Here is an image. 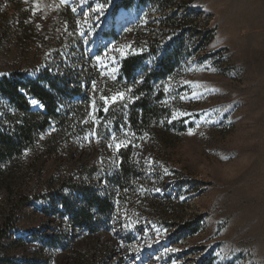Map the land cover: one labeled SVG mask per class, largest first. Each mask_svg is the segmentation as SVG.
I'll return each mask as SVG.
<instances>
[{
  "label": "rangeland",
  "instance_id": "obj_1",
  "mask_svg": "<svg viewBox=\"0 0 264 264\" xmlns=\"http://www.w3.org/2000/svg\"><path fill=\"white\" fill-rule=\"evenodd\" d=\"M35 3L0 0V83L59 117L0 162V263L264 264V0Z\"/></svg>",
  "mask_w": 264,
  "mask_h": 264
},
{
  "label": "trees",
  "instance_id": "obj_2",
  "mask_svg": "<svg viewBox=\"0 0 264 264\" xmlns=\"http://www.w3.org/2000/svg\"><path fill=\"white\" fill-rule=\"evenodd\" d=\"M125 0H115L114 8L118 7L120 2ZM134 63L133 59H127L124 61L122 67L119 70V78L120 80L125 79V81H129L132 76V71L130 68ZM0 89L4 92V95L10 99V101L14 102V104L18 108V115L22 117L21 124L18 127L13 129L9 134L4 135L0 133V162H3L10 158L12 154L16 150H22L26 146H30L35 131L43 130L50 120H55L59 117L57 110V103L54 101L51 95L48 92H45L42 88L38 87L36 84L30 85L28 88L29 92L36 97L42 104L44 112L39 114L38 116H29L27 105L25 102L24 96L19 93V87H14L11 84V81H3L0 83ZM66 124L65 120L60 122V127L64 128ZM87 192V191H86ZM86 196L87 204H90L88 201H93L91 196ZM8 224L11 226V220L8 219L5 221L4 225L0 229V240L8 229L6 226ZM1 264V263H0ZM82 264H88V260L83 259Z\"/></svg>",
  "mask_w": 264,
  "mask_h": 264
},
{
  "label": "snow or ice",
  "instance_id": "obj_3",
  "mask_svg": "<svg viewBox=\"0 0 264 264\" xmlns=\"http://www.w3.org/2000/svg\"><path fill=\"white\" fill-rule=\"evenodd\" d=\"M25 2L27 3V0H25ZM66 3H67V0H60V4H66ZM50 7H54V8H55V7H58V6H56V5H52V6H50ZM104 7H105V5L101 4V5H98L96 8L92 9V11H94V12H102L103 9H104ZM38 10H39V5L35 3V0H33V9H32L33 15H35L36 11H38ZM73 11H75V8L73 9ZM37 27H39V25H37ZM129 47H130V46H129ZM110 50H111V49H110ZM116 50H117V51H120L119 49H116ZM123 55H125V53H124L123 51H121V56H123ZM99 59H100V57H97V60H99ZM113 71H115V69H114ZM112 79H115V76H112ZM141 82H142V80H137V81H136L137 84H138V83H141ZM94 87H95V85H94ZM165 91H167V88H165ZM131 92H132V88H128V89H127V93H131ZM193 95L195 96L196 94L193 93ZM125 98H126V93H125V92H119V93L113 95V96L110 98V100H111V103H116L117 100L123 101V100H125ZM185 98H186V97H184V96L181 97V99H185ZM102 99H104V101H105V109H104V110L107 111V110H108V109H107V105H108V103H109V98L102 97ZM133 99H134L133 97H128L129 102H131ZM31 104H32L33 106H37L38 102H37L35 99H33V100H31ZM93 106H94V105H93ZM125 106H126V105H125ZM176 118H177V113H173V117H172V119H176ZM94 120H95V118H94ZM95 122L98 123V121H95ZM169 123H171V121H169ZM188 134H189V135H192L193 133H192V131L190 130ZM93 135H95V133H93ZM42 138H43V137H42ZM113 140L115 141V137H113ZM112 146H113L112 144H109V147H110V148H111ZM126 146H127V144H126V143H123V142H116V143H115V148H116L117 151H119V149H120L121 147H126ZM27 154H28V152L25 151L24 155L26 156Z\"/></svg>",
  "mask_w": 264,
  "mask_h": 264
}]
</instances>
